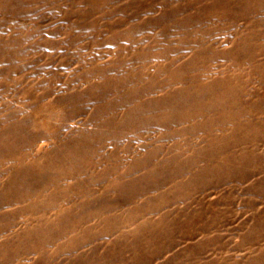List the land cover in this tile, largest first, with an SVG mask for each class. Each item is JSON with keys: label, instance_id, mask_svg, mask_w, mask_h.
Wrapping results in <instances>:
<instances>
[{"label": "rangeland", "instance_id": "374dc122", "mask_svg": "<svg viewBox=\"0 0 264 264\" xmlns=\"http://www.w3.org/2000/svg\"><path fill=\"white\" fill-rule=\"evenodd\" d=\"M0 264H264V0H0Z\"/></svg>", "mask_w": 264, "mask_h": 264}]
</instances>
